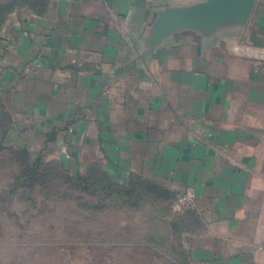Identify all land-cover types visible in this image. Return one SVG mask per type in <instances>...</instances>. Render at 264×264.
I'll list each match as a JSON object with an SVG mask.
<instances>
[{"label":"crops","instance_id":"crops-1","mask_svg":"<svg viewBox=\"0 0 264 264\" xmlns=\"http://www.w3.org/2000/svg\"><path fill=\"white\" fill-rule=\"evenodd\" d=\"M205 1H35L0 36V93L15 140L38 136L42 159L74 175L99 167L136 195L120 199L134 216L105 245L150 264H264V54L241 70L246 56L216 49L240 38L264 49V0L213 35L151 38L161 13ZM188 186L194 206L172 213Z\"/></svg>","mask_w":264,"mask_h":264},{"label":"rangeland","instance_id":"rangeland-1","mask_svg":"<svg viewBox=\"0 0 264 264\" xmlns=\"http://www.w3.org/2000/svg\"><path fill=\"white\" fill-rule=\"evenodd\" d=\"M35 1L38 0H0V20ZM6 12L11 13L5 15ZM242 39L238 45L225 43L216 49L225 58L228 51L229 55L246 56L239 58V67L244 70L250 66L248 58L264 54V49ZM212 55L217 54L208 53ZM253 63V68H258L263 61ZM8 104L7 97L0 93V264H134L136 254L142 264H150L151 255L142 249L138 253L135 247L120 250L117 245H105L111 239L104 238V233L120 230V219L129 221L134 216V206L120 207V199L136 195L114 190L106 179L99 183V173H103L99 167L85 169L81 175L84 181L76 179L69 165L46 154L52 151L49 148L44 150L46 157H41L44 173L32 175L29 171L40 158L44 144L38 136L26 143L14 139L17 132L11 131L15 127ZM146 226L132 220L126 227Z\"/></svg>","mask_w":264,"mask_h":264},{"label":"water","instance_id":"water-1","mask_svg":"<svg viewBox=\"0 0 264 264\" xmlns=\"http://www.w3.org/2000/svg\"><path fill=\"white\" fill-rule=\"evenodd\" d=\"M255 0H207L204 3L174 8L160 14L151 38L165 37L181 30H200L210 36L233 23H245Z\"/></svg>","mask_w":264,"mask_h":264},{"label":"trees","instance_id":"trees-1","mask_svg":"<svg viewBox=\"0 0 264 264\" xmlns=\"http://www.w3.org/2000/svg\"><path fill=\"white\" fill-rule=\"evenodd\" d=\"M11 13V12H10ZM9 12H6L5 13V15H7V14H10ZM9 18H4V19H1L0 20V36L2 35V32H3V29H4V27L7 25V20H8ZM11 131H14V129L12 130L11 129ZM32 175H36V174H43L44 173V165H43V163H42V161H41V156H40V158L38 157L37 159H36V161L32 164V171H29ZM99 172H101V171H99ZM100 175H101V177L99 178V183H103L104 182V180L106 179L107 181H108V183H109V185L112 187V188H114V190H116V189H119V190H121L120 189V187H119V185L116 183V182H114L110 177H108L105 173H99ZM81 175L82 174H77V175H74L73 174V176L76 178V179H78V180H81ZM81 181H84V179L83 180H81ZM88 181V180H87ZM122 191H124V193L125 194H128L129 192L127 191V190H121V192ZM120 192V191H119Z\"/></svg>","mask_w":264,"mask_h":264},{"label":"built area","instance_id":"built-area-1","mask_svg":"<svg viewBox=\"0 0 264 264\" xmlns=\"http://www.w3.org/2000/svg\"><path fill=\"white\" fill-rule=\"evenodd\" d=\"M71 1V0H66ZM196 199L195 190L188 186L182 194L177 195L171 202V210L175 214L183 213L194 206Z\"/></svg>","mask_w":264,"mask_h":264}]
</instances>
